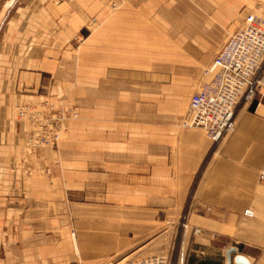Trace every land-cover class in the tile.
Segmentation results:
<instances>
[{"label":"crops","instance_id":"crops-1","mask_svg":"<svg viewBox=\"0 0 264 264\" xmlns=\"http://www.w3.org/2000/svg\"><path fill=\"white\" fill-rule=\"evenodd\" d=\"M250 2L0 0V264L170 258L185 220L188 264H219L217 241L247 235L264 92L218 146L182 122ZM45 102L71 120L58 149H31L16 107Z\"/></svg>","mask_w":264,"mask_h":264},{"label":"built area","instance_id":"built-area-1","mask_svg":"<svg viewBox=\"0 0 264 264\" xmlns=\"http://www.w3.org/2000/svg\"><path fill=\"white\" fill-rule=\"evenodd\" d=\"M208 72L214 73V78L192 95L183 126L202 129L213 146H218L236 131L239 106L253 103L264 92V19L248 13L242 26L220 48ZM16 113L20 120L29 121L32 126L28 138L32 148L59 144L65 117L51 104L20 105ZM259 178L264 181V171ZM254 215L249 209L244 212L247 218ZM182 226L185 228V223ZM193 233L199 235L202 230L195 228ZM113 264L168 263L165 258L149 257L137 263ZM171 264H185V254L179 253Z\"/></svg>","mask_w":264,"mask_h":264},{"label":"rangeland","instance_id":"rangeland-1","mask_svg":"<svg viewBox=\"0 0 264 264\" xmlns=\"http://www.w3.org/2000/svg\"><path fill=\"white\" fill-rule=\"evenodd\" d=\"M1 1H4V0H1ZM68 1H71V0H44V3H53L55 5H59V4H63L65 2H68ZM121 2H122V4H124V3H127L128 0H121ZM114 7H116V5ZM244 9H246V11H245L246 15L248 13H253V14H256L259 17L264 19V0H251V2L249 4H247ZM243 22H244V20H242V22L238 25V27L234 31L229 33V36L232 33H234L238 28H240L242 26ZM88 28H89V30H91V32L97 31L99 29V21L96 20V18H93L90 21ZM84 34L89 35L90 33L84 32ZM76 46L77 47L79 46L78 42L76 43ZM221 47L217 48L216 54L218 53V51L220 50ZM203 84H204L203 82H200L199 84H197L194 87L192 95L194 93H196L197 91H199L201 89V87L203 86ZM68 94H69V91L67 90V95ZM192 95H191V97H192ZM46 103L47 102H45L44 104H46ZM44 104H42L41 106H43ZM49 104H51V106H53L52 102H50ZM53 107L56 111H58L60 114H62V110L60 108H57L56 106H53ZM187 114H188V108H187L186 114H185L183 122H182L183 124H184V121H185ZM76 115H77V113H75L72 118L76 117ZM62 116L65 117V122H64L62 131H61V135H62V132L68 127V123L71 120V118L66 116V115L62 114ZM27 122H29V121H27ZM31 128H32V126H31ZM28 138H29V136H28ZM60 142H61V137H60L59 144L57 146L54 147L52 145H47L44 147H52L54 149H58ZM27 146L31 149H34L28 144V139H27ZM261 172H262V170L260 172L257 171L256 180H255V187L258 188L259 192L264 193V183H261L263 181H261L259 178ZM248 209L255 211V217L254 218H246L244 216V212ZM242 218H243V220H242L241 227H243L248 233L245 237L234 238V240H229V239L227 240V239H221L220 238V240L217 241V243L215 245L216 250L213 251V254H212V256L210 255V257H213L214 259L219 260V264H229L227 254H228V251L231 250L232 248L237 249V254L244 255V256L248 257L251 264H264V196H263V194L258 198L255 197L254 202H250L249 204H247L243 208ZM183 223H185V225L187 226L186 220L181 222L180 227L182 229V236H181V239L179 241V244L176 247V250H175V253L173 254V256L170 258H166V257L160 256V255L152 256V257L165 258L167 263L171 264L177 260L179 253L183 252L185 254V264H188L189 260L192 259L195 255L193 252L190 251L188 244H186V242H185V228L186 227L184 228L182 226ZM193 235H194V233H193ZM182 243H183V245H182ZM182 248H183V250H182ZM235 255L236 254L232 255V263L231 264H236L234 262ZM200 256L202 258H207L209 255L206 254L204 256L203 255H200ZM141 260H143V259H140V260H131L130 259L127 261L137 263ZM118 261H122V260H118Z\"/></svg>","mask_w":264,"mask_h":264},{"label":"water","instance_id":"water-1","mask_svg":"<svg viewBox=\"0 0 264 264\" xmlns=\"http://www.w3.org/2000/svg\"><path fill=\"white\" fill-rule=\"evenodd\" d=\"M233 254H236L234 257V262L236 264H250L249 260L244 255L237 254L236 248H232L231 250L228 251L227 258H228L229 264L232 263Z\"/></svg>","mask_w":264,"mask_h":264},{"label":"bare ground","instance_id":"bare-ground-1","mask_svg":"<svg viewBox=\"0 0 264 264\" xmlns=\"http://www.w3.org/2000/svg\"><path fill=\"white\" fill-rule=\"evenodd\" d=\"M248 259V258H247ZM249 260V259H248ZM249 262H250V260H249ZM250 264H251V262H250Z\"/></svg>","mask_w":264,"mask_h":264}]
</instances>
